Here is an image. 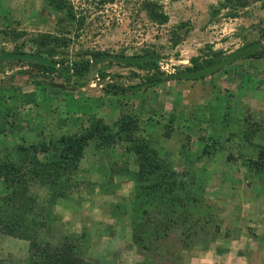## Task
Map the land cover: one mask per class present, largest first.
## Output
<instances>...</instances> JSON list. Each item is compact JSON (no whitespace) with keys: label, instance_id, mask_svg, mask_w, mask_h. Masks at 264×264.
Segmentation results:
<instances>
[{"label":"rangeland","instance_id":"1","mask_svg":"<svg viewBox=\"0 0 264 264\" xmlns=\"http://www.w3.org/2000/svg\"><path fill=\"white\" fill-rule=\"evenodd\" d=\"M65 1L77 16L83 17V25L79 29H71L68 34L69 43L64 57L69 61L82 57L88 59V55L83 54L85 51L117 55H142L153 51L158 70L164 75L182 72L189 67V59L199 55L206 46L225 55L247 43L257 42V27L264 21V9L259 7V3L250 4L238 11L235 18H229L226 16L229 10L221 8L222 0ZM145 2L160 6V11L167 17L166 22L157 24L148 20L142 8ZM55 19L53 14L47 13L41 0H0V53L12 52L15 48L32 53L34 48L28 40L42 33H57L59 28ZM182 23L185 26L180 27ZM4 31L22 35L15 39L11 36L5 38ZM173 34L181 40L171 47ZM259 42L257 50L263 53L260 59L249 62L245 58L240 59L202 78L165 81L152 88L143 86L144 78L152 71L113 62L105 61L91 67L85 77L71 79L65 84L55 74L44 79L25 62L0 61V83L3 82L0 85H7L11 92L8 98L15 101L6 107L7 116H2L4 121L1 123L6 122L7 126L4 125L3 132L0 131V152L10 151L16 139L25 143L40 139L47 141L51 136L72 132L83 123L82 112L86 110L109 121L120 114L129 115L139 122L140 136L147 140L151 149L165 156L180 181L193 175V187L198 197L211 208V215L205 218L207 222H193L183 218L182 213L168 216L172 218L170 228L173 231L168 233L165 245L176 253L178 263L264 264V178L251 174L245 179L246 170L240 160L228 164L223 161L226 153L237 155L243 151L241 159H246L253 156L255 150L240 148L241 136L237 135L230 138L225 149L207 158L200 155L205 144L199 141L201 131L208 125L216 128L214 132L219 137H226L229 132H240L238 123L228 121L230 119L223 114L227 105L228 116L238 120L244 114L243 100L252 94L254 97L257 80L260 77L264 79V42ZM97 70H102L106 76L99 78ZM27 71L30 74L24 73ZM39 81L67 86L62 90L42 85L34 88V83ZM107 84L124 89L134 85L142 87L133 94L127 91L113 97L104 92ZM30 89L35 92L36 102H32L38 107L36 113L41 109L40 115L29 113L28 102H22V97ZM45 91L61 93L54 97L58 99L54 109L48 108L49 101H44ZM225 100L228 101L226 105ZM22 112L23 119L15 122V114L18 117ZM27 115L37 117L31 121L25 118ZM90 150L91 146H88L75 174L77 180L86 183L79 187L78 194L71 193L51 205L46 202L45 190H33L41 208L40 219L45 217L37 237L56 243L59 235L80 237L83 233L84 239L80 243L85 248L86 261L95 264H145V258L153 256L131 241L128 210L117 212L116 217L111 216L115 204L129 207L127 199L133 186L130 177H116L114 173L109 180L112 185L106 192L103 189L105 174L98 171L100 168L108 169L111 164L114 171L134 170V156L119 147L105 149L100 158ZM91 182L95 185L94 190L88 192L90 187L87 184ZM6 191L2 189V194ZM150 215L154 223L165 217L156 212ZM215 226L218 227L217 233ZM121 227L124 228V241H119ZM150 229L152 234L154 230ZM204 231H211L213 237L207 244L200 236ZM189 233H193L189 240H181ZM27 246V242L0 232V259L22 261L27 256ZM155 259L152 258L151 264H158Z\"/></svg>","mask_w":264,"mask_h":264},{"label":"trees","instance_id":"2","mask_svg":"<svg viewBox=\"0 0 264 264\" xmlns=\"http://www.w3.org/2000/svg\"><path fill=\"white\" fill-rule=\"evenodd\" d=\"M104 1L109 2L111 0L100 2ZM41 2L44 4L47 13L56 17L55 25L59 29L54 34H38L30 38L28 42L34 48L32 53L47 58L54 66H43L23 60L12 61L29 64L33 68L32 71H38L44 79L55 74L65 84L70 82L71 79L78 80L85 77L91 70L92 62L104 52L85 51L83 54H87L88 59L82 57L78 60L69 61L64 57L69 43L68 34L71 29L76 30L83 25V17L77 16L65 0H41ZM253 3H259V7L264 9V0H222L220 5L221 8L229 10L226 13L227 17L235 18L238 11ZM142 8L148 20L157 24L166 22V15L160 11V6L155 3L145 2L142 4ZM183 26H185V23L180 24V27ZM256 32L257 42H264V21L262 26L257 27ZM3 35L5 38L11 36L12 39H15L22 34H11L4 31ZM173 36L175 37L171 40V47L181 40L178 35L173 34ZM249 44L251 43L244 46ZM12 52L22 53L18 48H15ZM142 55L150 58L156 56L153 51L145 52ZM223 56L224 54L221 51H211V47L206 46L203 51L200 50L199 55L189 59V67H185L182 72L213 65L219 62ZM262 56V50H257L245 59H260ZM107 62L111 63V61ZM126 66L145 68L146 71H152L150 75L144 78L143 86L145 88H152L166 81L164 73L158 70L156 61L128 64ZM97 75L101 79L106 76L102 70H97ZM49 84L51 83L35 82L34 88L38 85L49 87ZM140 87L142 86L134 85L124 89L114 84H107L104 86V92L108 96L117 97L127 91L133 94ZM9 93L11 92H9L7 85H0V106L4 103L5 98H8ZM224 104H227L226 101ZM226 108H228L227 105L223 117L228 116L229 112L227 113ZM249 110V108H246L245 115L242 118L245 124L248 122V117L252 115ZM7 112V110L1 111L2 116L6 117ZM88 112V110L82 112V117L84 116L83 123L77 125L72 132L59 134L56 137L51 136L47 141L40 139L36 142L25 143L16 139L15 143H12L10 151L3 150L0 152V232L9 237L25 241L28 245L27 256L22 261L11 258L0 259V264H95L84 259L85 248H82L80 243L84 239L83 233L80 236L81 239L75 235V237L69 234L59 235L56 238V243L43 241L37 237L38 231L45 222V217L40 219L42 217L40 216L41 208L37 204V197L33 192L35 188L45 190L47 192L46 202L51 205L55 204L58 199H65L71 193L78 194L79 187L86 185V183L77 180L75 174L79 171L78 167L86 156L88 146H91L90 151H92V154L98 155L99 158L105 149L111 147L122 148L125 153L134 156V170L127 168L114 171V165L112 164L108 169H98V171L101 170L100 173L105 174L103 177L106 182L103 181L105 183L103 189L106 192L109 191L108 188L112 185L109 180H111L114 173H116V177L120 175L129 176L133 183L131 195L127 199L129 207L117 203L113 206L111 216L116 217L117 212L122 213L125 209L128 210L131 220L130 239L133 244L141 250L149 252L153 256L152 258H156L158 264H168L169 261H174L171 264H180L178 263L179 260H176V253L165 245L168 233L173 231L170 228L172 218H168V216H176L178 213H182L183 218L192 219L193 222L201 220L207 222L205 218L211 215L210 205L204 199L198 197L195 187H193V175L186 177L185 181H180L177 178V173L170 168V163L165 160V156L151 149L147 140L140 136L141 131L139 129L141 127L139 128L137 119L120 114L109 121L103 117H96L93 112ZM216 119L219 118L216 117ZM229 121H233L234 124L238 123L239 127L243 125L239 129L240 132L238 134L229 132L228 136L219 137L214 132L216 128L208 125L204 131H201L202 135L199 137V141L205 144V149H201L200 155L212 158L214 152L226 148L230 138L233 139L234 136L240 135V148L254 149V155L241 159L243 151L237 155L231 152L226 153L224 163L228 164L240 160L246 170L243 178L248 179L251 174H257L259 179H263L264 142H261L260 139H264V126H262L264 122H249L248 125H244L231 117ZM0 131L3 132L4 129ZM259 137L261 138L258 139ZM87 185L90 187L88 192H92L95 186L93 182ZM2 189L7 191L2 194ZM205 208L208 209L207 212L204 211ZM151 212H156V214L165 217L154 223L153 218L150 217ZM146 213L148 216H146ZM175 226L176 224L173 223L174 228H176ZM150 227L154 230L152 234ZM210 232L204 231L200 234V236H203V239L200 238L203 243L207 244L210 238L213 239ZM217 232L218 227L215 226V233ZM123 234L124 228L121 227V233L118 235L119 241L121 239L124 241ZM192 235L193 233L191 235L190 233L186 234L185 238L181 240L187 241ZM157 250L159 251L157 252ZM152 258L146 257L145 264H151Z\"/></svg>","mask_w":264,"mask_h":264},{"label":"water","instance_id":"3","mask_svg":"<svg viewBox=\"0 0 264 264\" xmlns=\"http://www.w3.org/2000/svg\"><path fill=\"white\" fill-rule=\"evenodd\" d=\"M260 42H253L249 45L243 46L238 48L232 52L225 54L222 59L213 64L209 65L197 70H192L188 72H178L173 74L165 75L164 79L166 81L172 80H191L202 78L207 75H211L218 70L230 65L231 63L249 57L252 55L257 49L260 47ZM10 60H23L29 61L32 63H37L43 66H54V64L49 61L47 58L42 57L38 54L28 53V52H3L0 53V61H10ZM105 61H111L113 63H117L120 65H133V64H140L148 61H156L155 58L146 57L145 55H117V54H110V53H103L100 54L91 64V67L97 66ZM51 88L55 89H64L63 85L60 84H49Z\"/></svg>","mask_w":264,"mask_h":264},{"label":"crops","instance_id":"4","mask_svg":"<svg viewBox=\"0 0 264 264\" xmlns=\"http://www.w3.org/2000/svg\"><path fill=\"white\" fill-rule=\"evenodd\" d=\"M249 60H251V59H249ZM233 66L236 69V65H233ZM234 71L235 70H233V73L232 74H234ZM263 80L264 79H262L261 77L257 80V84H256V88H255V93H254L255 99H254V97H252L253 94L251 96H246V100H243L242 99L244 101V104H245L244 107H243V111H244V114L243 115H245L246 108H249L250 109L249 112L252 113V115L250 117H248V122L246 123L247 125H248L249 122L250 123H253V122H264V85H262L264 83ZM34 93H35L34 90H32V89L28 90L27 93H25L26 96L25 97H22V102L24 104L28 102L29 107H27V108L29 110L28 109L27 110L29 111V113H32V115H33V113L35 112L34 114L40 115L39 112L41 111V109H39L38 110V113H36L35 110L38 109V107H37V105L34 102H32V101H35L36 102V98L34 100V96H35ZM59 94H61V93L60 92H56V91H45V96L46 97H44V101L46 100V103H47V101L50 102V103L48 102V104H50V106H48V104H47L48 108L54 109L53 107L56 104V102L58 101V99L57 98H54V97L58 96ZM225 94H226V90H225ZM229 98L230 97H228V98L225 97V99H228V100H229ZM28 99H29V101H28ZM13 101H14V99L5 98L4 103L1 105L3 107L0 106V114H1V111L6 110V107L7 106H10L11 104H15L14 103L15 101L14 102ZM239 101H240V103L242 102L241 100H239ZM226 102L228 104V101H226ZM41 104L43 105V103H41ZM23 107H24V105H23ZM23 107H21L22 110H23ZM64 108L66 109L65 106H64ZM80 109H82V108L80 107ZM243 111H241V112H243ZM21 115H23V112H22V114L18 115V117L15 114V116H14L15 117L14 118L15 119V122H16L17 119H18V121L23 119ZM32 115H29V117H28V115L26 117L25 116L24 117L30 119L31 121H34V118H35V116L37 117V115H34V117H31ZM243 115L242 114L240 115V118H238V121L240 123H243L244 125H246L244 123L245 121H243V119H242L243 118ZM38 117H40V116H38ZM225 118L230 119V116H227ZM3 121H4V119L2 118V114H1L0 115V127L3 128V129H5L6 127L4 128V125L7 126V124H6V122H4L2 124L1 122H3ZM242 126L243 125H241L240 127H242ZM262 126H264V123L262 124ZM27 134H29V133H27ZM6 135H7V133H6ZM260 138L261 137H259L258 139H260ZM261 139H260V141L261 142H264V139L263 140H261Z\"/></svg>","mask_w":264,"mask_h":264}]
</instances>
